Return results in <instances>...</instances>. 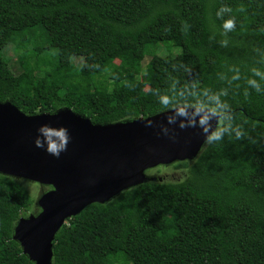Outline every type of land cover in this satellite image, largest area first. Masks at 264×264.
I'll return each mask as SVG.
<instances>
[{
    "label": "trees",
    "instance_id": "16d2710c",
    "mask_svg": "<svg viewBox=\"0 0 264 264\" xmlns=\"http://www.w3.org/2000/svg\"><path fill=\"white\" fill-rule=\"evenodd\" d=\"M145 60V81L127 72ZM4 101L97 124L222 114L221 139L170 164L179 174L67 219L54 264H264V0H0ZM25 183L0 174V264H33L13 238L35 211Z\"/></svg>",
    "mask_w": 264,
    "mask_h": 264
},
{
    "label": "water",
    "instance_id": "95a60500",
    "mask_svg": "<svg viewBox=\"0 0 264 264\" xmlns=\"http://www.w3.org/2000/svg\"><path fill=\"white\" fill-rule=\"evenodd\" d=\"M221 117L181 105L97 124L69 108L26 114L0 102V174L41 187L35 211L16 223L14 240L33 264H54V241L67 219L155 181L148 171L156 167L195 162ZM53 143L59 155L48 151Z\"/></svg>",
    "mask_w": 264,
    "mask_h": 264
},
{
    "label": "rangeland",
    "instance_id": "374dc122",
    "mask_svg": "<svg viewBox=\"0 0 264 264\" xmlns=\"http://www.w3.org/2000/svg\"><path fill=\"white\" fill-rule=\"evenodd\" d=\"M173 53H176V51L174 50ZM158 54L166 55V54H168V52L164 47L161 46V48L158 50ZM7 55L11 58L10 66H11L12 71L15 74L21 73L23 69L20 67L19 62L17 60V57L14 56V52H13L12 48H9L7 50ZM146 62H147V60L143 61V65L142 64L136 65L134 69H127V72L133 73L141 81H145L147 77L143 72V68H144ZM81 63H82L81 58H79V57L73 58V64L75 66H79ZM44 64L47 65L46 61H44ZM117 65H118V63L116 62L113 67H116ZM36 81L40 82L39 79ZM179 173H180L179 170L174 169L170 165H167L165 167H159V168L156 167V168H154L148 172V174L154 175L156 178H163L164 177L165 179H169L170 177H172L176 174H179ZM25 184H26L27 188L29 189V191L31 192V194L33 195V197L35 199H37L40 192H41V187L37 183H32V182H28ZM33 212L34 211H32V213ZM124 261H127V258H125Z\"/></svg>",
    "mask_w": 264,
    "mask_h": 264
},
{
    "label": "clouds",
    "instance_id": "9594fccd",
    "mask_svg": "<svg viewBox=\"0 0 264 264\" xmlns=\"http://www.w3.org/2000/svg\"><path fill=\"white\" fill-rule=\"evenodd\" d=\"M159 102L160 104H167V99L163 96H161L159 98ZM46 126H42V130L43 128ZM207 129H205L206 131ZM224 131V129H219L215 132H213L210 136L207 137V142L211 143L212 141H218L221 139V134ZM48 151H50L53 155H59L58 151L56 150V145L53 143L52 146L48 149Z\"/></svg>",
    "mask_w": 264,
    "mask_h": 264
}]
</instances>
